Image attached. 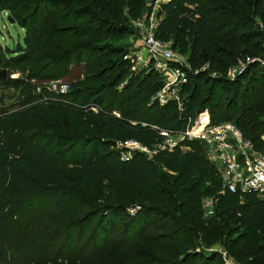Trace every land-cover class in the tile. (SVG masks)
Here are the masks:
<instances>
[{
  "label": "trees",
  "instance_id": "trees-1",
  "mask_svg": "<svg viewBox=\"0 0 264 264\" xmlns=\"http://www.w3.org/2000/svg\"><path fill=\"white\" fill-rule=\"evenodd\" d=\"M86 11L80 10L75 16L67 14L66 22H79L89 15L87 22L46 32L50 22L59 18L57 15L46 17L44 23L35 24L31 30L22 14L12 8L17 23L28 34L25 48L21 46L16 56L7 58L0 48V69L30 66L28 79L43 83L65 78L72 67L78 66L84 78L75 80L64 98L42 103L33 95L18 110H0V263L7 258L17 235L30 229L40 216L39 211L35 212V204L41 192L36 190L34 179L63 182L71 173L87 184L103 183L101 193L111 201L117 199L99 208L95 205L97 198H90L76 208L71 192L44 190L53 210L62 217L89 208L83 217L62 230L72 242L74 226L83 218L84 230L75 238L82 236L83 241L87 227L96 221L86 243L99 241L104 246L89 252L87 264H106V260L112 264H146L142 258L149 257L155 261L152 264H216L221 260L218 253L199 249L202 244L212 245L222 237L228 239L226 245L231 244V248L227 247L229 252L242 245L236 259L246 258V264H264V199L255 193L222 194L219 170L208 160L202 141H185L175 150L160 152L151 160L136 152L130 162L123 161V150L119 147L137 141L155 148L164 140L160 131H184L190 121L208 110L213 124L232 122L245 138L263 149L264 123L252 122L251 113L238 114V110L241 96L244 98L247 91L256 97L264 92V0H172L162 6L163 19L157 37L172 42L174 50L188 54L194 68L209 63L211 71L225 75L238 54L248 52L259 57L249 62L234 81L211 78L205 73L189 76L182 92V111L176 103L161 106L152 102L162 87V79L157 73L130 74V65L124 60L128 49L88 41L102 37L117 40L129 34V30L123 24L118 26L109 18L99 20L94 12ZM73 40L79 43L58 54L56 46L68 45ZM50 50L55 53L47 56L45 53ZM107 55L112 60H107ZM113 91L116 94L108 101ZM65 119L70 122L68 131L72 135L56 130L64 129L61 124ZM171 197L181 201L179 210L189 208L195 214L198 208L199 218L206 215L201 200L214 198V214L201 236L196 238L194 231L181 229L170 234L147 235L153 216H160L157 209L161 199ZM135 203L141 208L132 216L128 209ZM121 216H125L127 223L120 242L112 244ZM221 218L241 232V236L231 240L227 222L221 224ZM68 244L63 243L61 249ZM108 247L122 251L121 255L108 253ZM150 250L163 254L156 258L155 254L150 255Z\"/></svg>",
  "mask_w": 264,
  "mask_h": 264
},
{
  "label": "rangeland",
  "instance_id": "rangeland-1",
  "mask_svg": "<svg viewBox=\"0 0 264 264\" xmlns=\"http://www.w3.org/2000/svg\"><path fill=\"white\" fill-rule=\"evenodd\" d=\"M43 1L44 0L0 1L3 3V5L0 6V48L2 53L7 56V58L16 56L21 46L25 48V40L28 34L27 29L22 28L17 23L12 14V8H15L17 13L22 14V17L24 18L25 22H28V27L31 30L35 29V24L44 23L46 21V17H50L52 14L57 15L59 18H56L54 19V21L50 22V26L45 30L46 32H50L51 30L62 26H72V24L74 26V24L87 22L91 18V16L89 15L79 22H66L67 14L72 13L75 16V13L80 10H87L86 12H94V15H96L99 20L103 18H109L110 22L118 26H120L119 24L125 25L129 30V34L123 37L119 36L120 38L118 37L117 40L113 41H110V39L103 37L100 39L90 38L88 41L94 42V44L97 45L100 44L99 46L111 44L112 46H116L118 48H123L126 50L128 49L126 54L132 51L134 38L138 37L139 28L136 25L138 20L149 19L152 14H154V18H157L160 23L163 19V16L161 15V8H155V0H46L45 3ZM103 10L105 13H102ZM138 12L140 13V15L137 17ZM9 18L14 19L15 22L12 23L11 21H9ZM95 28L96 26L94 27V29ZM191 41L192 40H190L188 44L189 49H191ZM77 43H79V41L73 40L68 45L64 44L62 46H56L60 51L58 54L75 47ZM82 43L83 42H80V44ZM174 51L176 57L181 60L184 68L190 76H197L199 74L205 73L211 78L218 79L225 77L229 81L236 80L238 76H240V74L245 69H247L249 62L259 58L251 56L248 52H245L246 55H242V53H240L236 57H234V60H236V62L229 67L226 74L224 75L216 70L211 71L209 63H205L194 68L189 62L188 54L181 53L178 50ZM54 53V51L50 50L45 54L49 56L50 54L52 55ZM107 57V60H110L112 58L110 55H107ZM129 65L130 74H159L158 72L153 70V68L134 71L132 65L130 63ZM29 67L30 66H24L17 69H0V71L7 70L8 72L6 80H2L0 78V110H5L7 112L18 110L22 107L24 102H27L28 98L33 95L36 97L38 96L40 102L42 103H46V99L48 100V102L52 99H57L54 95H49L48 93L50 92L45 87H39L38 82L35 81L34 83L33 80L30 81L28 79V74L30 71ZM128 79L129 77L126 78L124 84L128 81ZM160 79H162L161 76ZM14 81H22L25 83H15ZM29 81L32 84L30 86L27 83ZM124 84L119 87V91L122 90ZM115 94L116 92L113 91L109 95L108 101L111 100L113 98L112 96ZM243 96L244 98L241 96L240 99L241 109L238 110V114H241L243 111L246 112V114L251 113L250 120L252 122L264 123V92L260 94L259 97H256L253 96V93L251 91H247ZM69 124L70 122L65 119L64 123L61 124V126H64V129L58 128L56 129L57 132L66 136L72 135L73 132L68 131ZM57 125L60 126L59 123H57ZM262 139H264V136H262ZM165 171L166 173H168V175H173L172 172H168L167 170ZM168 179L171 178L168 176ZM34 182L36 184V190H39V192H41L40 195H38L35 204V212L39 211L40 216L36 218L33 226L30 229L17 235L14 243L10 245L7 258H5V261L0 264H87L90 260L87 257V255H89V252L91 250H95L104 246V244L99 241H93L92 244L86 243L88 234L91 232V229L96 221L92 222L91 225L87 227V234L85 235L83 241L82 236H80L78 240L75 239L76 237H79V233L84 230L83 226L85 222L83 218L81 219L77 227L74 226L76 230L72 231L75 234V238L72 242H69V239L67 240V236L64 232H62V230L69 225L71 226L70 223L73 222V220H78L79 218L83 217L89 211V208L81 210L77 215L62 217L58 212L53 210L49 198L47 197L46 193L44 194V190H46L47 188H49L50 190L65 189L68 192H71L72 202H77L76 208L80 206L84 200H88L90 198H97V203H95V205L99 208H103L105 202L107 204L108 201L114 202L117 199L111 201L110 197L104 196L101 193L103 183H97L93 185L89 183L87 184L81 181V179H79L78 177L73 176V174L71 173L67 175V179L63 182H47L41 179H34ZM169 183H171V181ZM204 199L201 200L200 203L203 208L205 205ZM40 203H43L44 205L40 206ZM159 204L160 209H157V212L160 214V216H153L152 227L147 232L148 236L170 234L177 229H181L185 232L194 231L193 236L198 238L203 232V227L212 216L205 215V217L199 218L198 208L195 210V214H192L189 208L183 211L179 210L177 208L180 206L181 201L176 200L173 197L169 199H161ZM134 206L141 208V205L138 203L129 205V207ZM94 211H96V209H94ZM93 216L94 215H92V217ZM220 222L221 224H225V222H227V230L230 232L231 240H236L239 236H241L239 235L241 234V232L235 231L232 225L228 223V221L221 218ZM125 223H127L125 216L118 217L117 227L114 234V236L116 237L111 242L112 244H117L120 242L122 233L121 231L124 228ZM158 228L165 229L158 230ZM244 232L245 230L243 229L242 234ZM228 242L229 241L228 239H226V237H222V239H219L212 245L202 244L199 252L218 253L221 256V260L216 262V264H227L225 262L223 253L227 254V259L230 262H234L235 264H246V258H243L241 260L236 259L237 252H239L242 245H240L239 248L229 252L227 247L231 248V244L226 245ZM63 243L64 245H67L68 243L69 244L68 246L61 249ZM159 244L164 246L162 243ZM166 244L170 246L169 243ZM107 249V252L111 253L113 256H120L122 252L117 251L113 247H108ZM234 251L236 252L233 253ZM160 253L163 254L162 252ZM160 253L158 251H151L150 255L153 256L155 254L156 258H159L158 254L160 255ZM169 254L170 253H168V255ZM150 258L153 257H149L148 259L142 258V262H146V264H152L153 262H155ZM105 263L112 264L108 260H106Z\"/></svg>",
  "mask_w": 264,
  "mask_h": 264
},
{
  "label": "built area",
  "instance_id": "built-area-1",
  "mask_svg": "<svg viewBox=\"0 0 264 264\" xmlns=\"http://www.w3.org/2000/svg\"><path fill=\"white\" fill-rule=\"evenodd\" d=\"M171 1L155 0V8L160 9ZM154 19L152 14L149 19L137 21L139 34L134 38L132 51L125 55L124 60L132 65L134 71L153 68L158 72L162 78V87L152 98V102L161 106L176 103L178 109L182 111L184 110L182 92L189 82L190 75L181 60L176 57L173 43L157 37L160 21ZM83 78L84 75L80 79ZM73 82L61 78L38 82V85L45 87L59 99L69 94ZM46 101L48 102L47 99ZM160 135L164 140L155 148H148L137 141L119 144L123 150V161L130 162L136 152L144 154L151 160L160 152L175 150L185 141H202L205 144L208 160L219 170L222 194L255 193L259 198L264 199V146L262 150L258 149L251 140L245 138L234 123L213 124L209 112L205 111L201 112L194 121H190L186 130L160 131ZM214 206V198L205 200L204 210L207 216L214 214ZM139 209L135 206L130 207L128 213L135 216ZM223 255L227 264H235L227 259V254L223 253Z\"/></svg>",
  "mask_w": 264,
  "mask_h": 264
},
{
  "label": "crops",
  "instance_id": "crops-1",
  "mask_svg": "<svg viewBox=\"0 0 264 264\" xmlns=\"http://www.w3.org/2000/svg\"><path fill=\"white\" fill-rule=\"evenodd\" d=\"M83 75L82 68L78 66H74L71 69V72L67 75V77L64 78L65 81L73 82L75 80H78Z\"/></svg>",
  "mask_w": 264,
  "mask_h": 264
},
{
  "label": "water",
  "instance_id": "water-1",
  "mask_svg": "<svg viewBox=\"0 0 264 264\" xmlns=\"http://www.w3.org/2000/svg\"><path fill=\"white\" fill-rule=\"evenodd\" d=\"M9 21H11L12 23L15 22V20L12 19V18H9ZM7 76H8V72H7V70H1V71H0V78H1L2 80H6V79H7Z\"/></svg>",
  "mask_w": 264,
  "mask_h": 264
}]
</instances>
